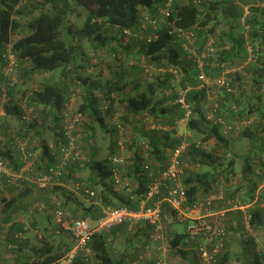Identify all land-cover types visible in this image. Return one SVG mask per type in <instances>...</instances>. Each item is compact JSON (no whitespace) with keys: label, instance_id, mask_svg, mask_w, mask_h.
<instances>
[{"label":"trees","instance_id":"1","mask_svg":"<svg viewBox=\"0 0 264 264\" xmlns=\"http://www.w3.org/2000/svg\"><path fill=\"white\" fill-rule=\"evenodd\" d=\"M17 1L0 0V97L6 98L3 106L6 116L19 119L24 114V108L31 106L44 112L53 141L49 146L40 136L38 138V142H41L40 153L38 145H34L39 155L34 163L37 172H44L50 165L58 163L54 154H58L59 148L65 143L61 117L62 112L68 110L72 117L80 114L82 120L83 116L87 118L89 127H86L82 134L84 133L83 140L88 143L93 155L96 153L91 144L94 126L101 128L108 138V154L100 160L90 158L87 163L89 170L87 178L76 181L86 183L94 192V196L90 197L82 192L102 206L128 209L138 206L148 184L146 165H149L145 161L149 158L153 164L151 168L154 170L163 169L169 153L185 142L184 138L176 133L179 128L189 131L197 139L188 143L186 151L181 156L184 168L183 185L189 200H193L199 194L216 192L213 190L219 182L229 183L230 179L236 178L238 183L224 193V198L227 201L231 198V201L252 203L257 189L264 183V142L262 143L264 135H260L264 132V101L257 95L256 112H253L251 107H245L243 102L234 97L237 96V92L232 95L221 87L218 88L221 91L218 93L220 99L210 101L207 98V90L210 87H198L200 81L197 79L196 64L188 60L187 50L183 45L184 37L179 36V32H191L194 35L196 40H193L192 45L196 46L198 54L212 38L211 35L218 37L214 43L218 48V55L208 59L203 65V71L211 81L226 69L242 66L247 57L246 47L248 46L255 55L256 61L249 62L247 68L251 73L258 75L250 78V81L256 86V90H260L264 81V5H254L248 0H207L198 4L185 0H43L44 3L50 4V7L44 9L40 7L37 14L30 13L26 23H22L16 17L20 13L19 9L17 10ZM245 6L248 7L250 14L245 18L244 27L240 19L244 14ZM141 10H146L149 20L153 23L145 22L146 16L140 14ZM74 11L76 18L83 16L85 20L84 26L79 31L72 30L67 20L69 14ZM221 22L228 26L230 33H224L220 37L215 36L217 25ZM108 29L116 30L121 35L127 34L124 33L127 31L132 38L123 47L126 57L124 61H120L119 73L102 83L92 78L91 69L95 63L85 55V50L81 51L84 45H81L78 40L86 37L95 51L105 46L109 51H115L109 46L115 38L107 35ZM15 35H18L17 38ZM224 35L227 37L224 38ZM226 44L228 46L224 47ZM8 46L16 58L15 81L13 87L5 88L8 82L4 74L7 62L2 54ZM130 54L134 57L130 58ZM148 67L156 72L160 69L166 70L163 72L166 81L159 80V85L154 83L144 85L143 82L151 78V75L145 72V68ZM59 68H63V71L58 74L57 82L42 81L40 88L32 95H25L23 91L20 99L16 97L20 78L24 79L22 85H25L31 80L32 75L50 73ZM170 68L181 73L180 87L190 88L185 95L190 116L183 126L177 124V121L184 117L183 109H179L173 103L177 107V116L169 120L167 117L169 111L163 104L164 101L154 99L157 86L163 87L168 83L170 90H174L175 85H172L174 75L169 71ZM126 78L134 81L128 90L124 81ZM9 80L12 81V79ZM71 81L79 83L83 91L80 93L81 102L76 111H73L72 107L75 93L68 90ZM172 99L174 100V95ZM215 104L217 107L211 108ZM208 108L213 112V119H207ZM146 116L158 118L161 126L166 127H150L146 133L143 132L144 140L139 143L135 138L132 142L130 139L126 141L128 128L140 130L143 127L141 119L145 120ZM107 119L111 121V127H108ZM242 121H248V123L237 133L234 129L228 130V127L239 125ZM3 126L0 128L1 133L4 131ZM31 126L34 128L35 122H31L28 128L31 129ZM76 132L73 135L76 136ZM228 138L248 139L251 142L250 147L253 148L249 153L238 154L231 149L232 143ZM11 139L10 135L7 139L3 136L0 156L10 163L13 170L17 171L22 163L13 160ZM4 140L6 141L2 142ZM211 140L214 141L215 147L224 148L223 155H216L215 148L209 150L208 142ZM126 142L129 145L134 143L133 146L137 149L141 145H146L147 148L145 153L139 151L133 153V165L127 169L124 168L120 155ZM203 144L205 146H202ZM187 159L188 164L197 166L199 170L193 172L186 170L184 164ZM238 166L239 169H237ZM76 168L77 165H72L68 169L69 172L65 177L70 181L77 180ZM116 169L121 179L127 180L134 186L132 191L126 192L116 187L114 172ZM52 189L58 190V193L61 191L65 193L63 203L70 200L77 201V196L72 191L60 185ZM47 190L48 188L38 189L31 184L19 191H11L16 194L10 198L7 197L10 191L0 197V244L9 253V257L5 256V258H1L3 255L0 253V264H56L64 260L74 246L75 241L69 231L54 222L56 230L68 233L66 239L59 236L56 244L44 239L38 247L32 246L26 236L29 227L25 222L21 223L15 218L17 213H21L24 208L32 204L31 200L35 201L36 205H39L38 210H44V220L47 223L44 226L46 230L44 232L49 236L47 227L54 219L56 206L54 200L45 201V192L42 191ZM261 202H263V194L260 196V201L247 209L253 230L260 227L263 220ZM238 212L240 217L237 221H230L224 226L227 232L224 252L217 257L216 264H227L233 258L242 264H264V248H257V241L252 235L246 237L243 235L241 223L243 215L240 211H236ZM99 217L90 224H94ZM81 218L88 217L82 216L77 219ZM168 220L170 217H165L164 221L168 222ZM9 222H12L9 231L6 230L4 233L2 226L8 225L6 223ZM41 225L40 223L38 227ZM23 228L27 229L25 236L18 237L17 233L23 231ZM235 230L239 231L240 236L237 238L228 234ZM108 231L92 236L90 247L95 253L90 259L92 264H128L143 253V247L129 250L128 253L133 254L132 258L126 263H119V258L114 256L113 247L104 234ZM169 238V249L178 256L188 258V252L182 247L184 241H187L184 230L182 234L170 232ZM9 245L15 248H9ZM233 247L237 250L234 251ZM73 264L84 263L81 257L77 256ZM139 264L155 263L152 258H143Z\"/></svg>","mask_w":264,"mask_h":264},{"label":"built area","instance_id":"2","mask_svg":"<svg viewBox=\"0 0 264 264\" xmlns=\"http://www.w3.org/2000/svg\"><path fill=\"white\" fill-rule=\"evenodd\" d=\"M186 2H193L198 4L201 1L207 0H185ZM244 14L240 19V23L245 27V18L250 14L248 7L244 8ZM145 22L153 23L149 20V16L145 17ZM124 33L129 34L127 31ZM184 37V46L187 50L188 60H192L196 64L198 70L197 79L200 81L199 88H205L209 82V78L203 71L205 61L215 57L218 53V48L213 41H208L198 54L196 46H193V40H196L191 32H179V36ZM192 45V46H191ZM247 57L244 62L245 65L249 62H255L256 57L252 50L247 46ZM3 59L7 62L5 65L4 74L8 79L5 88L13 87L15 81L14 68L16 65V58L10 46L2 54ZM153 69L151 67L145 68L148 75H152ZM155 71V70H154ZM159 72L166 70L160 69ZM169 71L174 75V104L184 110V117L177 121V124L185 125L186 119L190 116V109L185 100L186 92L189 87L182 89L179 81L181 74L178 70L170 68ZM229 70L223 71L222 75L216 77L212 85L225 88V90L234 95L237 92V86L229 77L231 72ZM241 78L240 83L245 82V76ZM9 79H12L10 81ZM177 80V83H176ZM211 81V80H210ZM245 85V84H244ZM5 91V89H4ZM5 97V95H4ZM6 98H4V101ZM207 107V105H204ZM213 105L211 108H216ZM208 108L207 119H213V112ZM33 108H24V114L19 117V123L24 130L21 134H10L12 138L10 141V148L12 157L15 162L22 163V166L17 170H13L8 161H5L0 156V197L4 196L8 191H19L24 186H31L33 184L38 189H52L56 185H60L61 181L69 172V167L75 165L81 159L80 152L77 147L76 136L73 135L77 131V126L82 120L81 115L78 114L72 117L68 110L62 112V125L64 129L65 143L59 148L58 154H54L58 160L57 164L50 165L46 171L37 172L35 161L38 159V152L34 149V143L25 139L27 128L34 117L31 118ZM6 117L5 113L3 114ZM34 116V115H33ZM248 121H242L235 124L234 127H228V130H233L237 133L241 127L246 126ZM4 124V120L0 116V128ZM3 139L0 130V148L1 140ZM202 146H205L204 144ZM188 143L183 142L172 150L166 158L163 169L154 170L146 165L148 171V184L146 192L142 199H140L138 206L134 209L125 207L104 206L101 216L92 225L88 218H81L71 221L64 220V211L60 207L59 202L54 200L55 214L54 223L61 228L69 231L74 238L75 244L72 249L66 254L63 263L73 264L76 257L80 256L84 264H92L91 257L94 256V251L90 247L92 236L96 233L108 231L109 229L118 226L126 225L129 231L137 227H151V231L145 239V243L141 245L144 248L142 254L138 258L133 259L128 264H139L143 258H152L155 264H169L165 256L166 249L164 248L161 238L164 237L163 227L165 217H170L174 221L183 226L185 235L187 236V243H193L194 252L197 255V264H216L217 257L224 252V240L227 236L224 225L218 222V218L223 219L226 212L240 211L243 215L242 225L243 233L252 235L253 229L250 225V215L247 212L248 207L260 201V196L264 188L262 183L256 191L255 197L250 204H244L239 201L230 200L226 203L223 209H218L215 205L225 201L222 193L210 192L208 194H199L193 200H189L185 186L182 183L181 177L184 175V168L181 156L186 151ZM116 160L114 159V162ZM115 172V183L118 189L130 192L134 186L127 180L121 179ZM75 188L88 194L90 197L94 196L86 183H75ZM1 211V210H0ZM26 228L18 232V237H23L26 234ZM9 248H15L9 245ZM264 255V253H263Z\"/></svg>","mask_w":264,"mask_h":264},{"label":"rangeland","instance_id":"3","mask_svg":"<svg viewBox=\"0 0 264 264\" xmlns=\"http://www.w3.org/2000/svg\"><path fill=\"white\" fill-rule=\"evenodd\" d=\"M17 10L20 11V13L16 16L22 23H26L28 16L30 15V13H34L37 14L38 13V9L40 10L41 8H49L50 4L48 3H44L43 0H18L17 1ZM34 5H38V7H34ZM41 7V8H40ZM141 15L147 16V12L146 10H141ZM67 20L69 22V24L72 27V30L75 31H79V29H81L84 26V18L83 16H79L76 18V12H72L69 14V16L67 17ZM223 24L225 23H220L219 25H217V30L220 29L222 26H224ZM244 32L246 30H243ZM107 35L108 36H112L115 39H112L111 43H110V47L115 49V51L108 49L107 46L99 48L98 50H93L88 42V39L86 37H83L82 39H79L78 41L81 43V45H84L83 48H81V51L85 50V55H87L88 58H97V61H101L103 67H104V74H103V80L106 79V81L108 79H112V77L116 74L119 73L120 71V61H124V58L126 57L125 53H124V49L123 47L125 46V43L128 42L132 37L129 34H125V35H121V33L117 32L116 30H107ZM18 35H15V38H17ZM212 37V38H211ZM211 39H209V41H213L215 43V37H213L211 35ZM218 55V54H217ZM130 58L134 57L133 54L129 55ZM119 57V59H118ZM120 57H122V60H120ZM90 60V59H89ZM107 68V69H106ZM232 69V68H231ZM236 69L230 70L228 72L234 73ZM63 71V68H59L53 72H50L49 75L46 78H41L38 74H34L31 76V80L27 81L25 83V85H20V87L18 88L17 91V98L20 99L23 94H21L23 91L25 93V95H32L33 93L36 92L37 89L40 88V82L42 81H49V82H57L58 80V74ZM91 71L97 72V70L91 69ZM140 73H138L139 75ZM181 74V73H180ZM222 75V74H221ZM220 75V76H221ZM41 78V79H40ZM181 79V77H179ZM246 78V83L245 86L248 88V90H244L245 93H248L250 86L253 84L250 81L249 75L247 73ZM129 79V80H128ZM126 78L124 79L125 84H127L126 89H130L131 86L133 85V80L130 78ZM232 79V78H231ZM142 80V79H141ZM159 80L161 81H166V77L164 76V74L162 72H156L153 71L151 78L146 80V82H142L145 83L144 85H147L149 83H154V84H158ZM81 82V81H80ZM123 83V82H122ZM177 83V80H176ZM214 83V81H210L205 85V88L210 87L207 91V98L212 101V100H219L220 98V93L221 91H219V87L217 86H213L212 84ZM264 85V81L262 82ZM168 83L165 84V86L161 87V86H157L156 90L157 93L155 94L154 99L157 100H163L164 101V105L167 107L168 109V113H167V117L169 120H171L172 118H176L177 116V107L174 106V100L172 99V95H173V90H170L169 85H167ZM159 85V84H158ZM140 86V84H139ZM68 90L70 92H74L75 93V98L72 104L73 107V111H76L77 108L80 105L81 102V96L80 93L83 92L82 91V87L80 86L79 83H74V82H70L68 85ZM264 90V89H262ZM238 92V90H237ZM73 93V94H74ZM240 97H242V95L239 94ZM263 101H264V96H263ZM255 103V100H253ZM33 106H31L32 108ZM34 108V107H33ZM39 108L36 107V109L34 108V110L31 112V118L34 117L32 119V121L35 122V125H37V127H39L41 129V137L42 139H44V141H46L47 143L51 142L52 139V133L50 131V129L48 128L49 126H47L46 124V119L44 116V112L38 110ZM34 115V116H33ZM144 117V116H143ZM172 117V118H171ZM261 119V118H260ZM13 122L11 127H8L7 129H5V131H3V136L4 139H7V137L10 134H16L19 136L18 134V129L17 127L20 126V123H16L15 119L12 118ZM158 120V122H156ZM168 120V121H169ZM250 121V120H249ZM17 122H19V120H17ZM107 124L108 127H111V121L109 119H107ZM162 122V121H161ZM141 123L143 125V127H141L140 130L135 131V128L133 127H129L128 128V133H127V140L130 139L131 142L132 140L135 138L137 140V142L139 143L140 141L144 140L143 137V132L146 131L151 127H166V126H161V124L159 123V119L158 118H153L151 116H146V119L143 120L141 119ZM160 124V125H159ZM88 120L86 117L83 116V120L80 124H78L77 126V134H76V141H77V147L78 150L80 152V161L77 162L75 165H77V172L75 173V176L77 177V180L75 181H70V179H68L67 177H65L62 181H61V185L64 189L72 191L75 195H78L79 197L83 198L84 200H87L89 203L94 202L93 199H91L90 197H87V195H85L82 191L78 190L75 188V183L76 181L80 180V179H85L87 178L88 175V166L87 163L89 161L90 158H93L95 160H100L103 159L107 154H108V147H109V141L108 138L104 135L105 133L101 130V128H99L97 125L94 126L93 129V139H92V143L93 144V148L95 149L96 153L93 155L91 149L88 147V143L85 142L83 140V135L82 131H84V129L88 126ZM163 125V124H162ZM33 132V133H32ZM28 134H26L24 137L25 139H28L29 142L34 143V145H38V152L40 153L41 150V142H38V136L36 135V129L35 128H31L29 130V132H27ZM177 135L179 134V136H182L184 139V141L186 143H191L193 141H197L196 137L192 136V134L189 131H184V129H178V131H176ZM260 135H264V132H262ZM31 138V139H30ZM228 140L231 141V149L238 153V154H244V153H249L251 152L250 150L253 147H250V141L248 139H242V138H238L237 140H232V138H228ZM134 141V140H133ZM264 142V138L262 139V143ZM208 148L209 150H213L215 151V154L218 156H221L224 154L223 149L224 148H217L214 145V141L211 140V142H208ZM135 145L134 143H131V145L128 144V142L125 143V148L123 150V152L120 154L121 158H122V163L124 165V168L127 169L129 168L131 165H133V153L139 151L141 153H145L147 148L146 145H141V147L139 149H137V147L133 146ZM130 146V147H129ZM131 146H133L131 148ZM40 149V150H39ZM256 149V148H255ZM254 149V150H255ZM252 150V151H254ZM255 155L256 151H255ZM189 159V158H188ZM188 159L186 161V164H184V167L186 170L189 169V171L193 172L196 171L197 169L199 170V168L195 165H190L188 164ZM146 164H148L150 167H153V164L151 163L152 161L148 158L146 161ZM221 169V168H219ZM239 169V166L238 168ZM185 170V171H186ZM67 176V175H66ZM182 182L184 180V176L181 179ZM238 183V180L236 178H232L230 179L229 183L227 182H219L215 187L214 190H216V193H225L227 192V188L231 187L234 188V185ZM57 199L58 202L62 201V205H63V201H65V193L64 192H59L57 193ZM61 199H60V198ZM31 205L27 208H24L23 211L21 212L22 214H20V217L23 218L24 222L26 223V225L29 227V232H27V237L29 242L31 243L30 245L38 247L39 245H41V242L45 239L48 240L51 243L56 244L59 240V238L56 239H51L49 236L46 235V230L45 227L47 225L45 216H44V210L39 209L38 210V206L36 205L35 201L31 200ZM38 203V202H37ZM40 203V201H39ZM61 207V206H60ZM228 220L230 221H237L238 216H236L235 213H229L227 214ZM42 224L40 227L39 224ZM167 228L168 226H174V229L178 232H182L183 231V226L181 224H177L176 222H173L171 220H168V222L164 221L163 223ZM48 228V227H47ZM45 230V232H44ZM48 231V230H47ZM255 232V233H254ZM229 235H233L234 238L239 237V231L235 230L234 232L230 231L228 233ZM255 235V239L257 241V248H264V227L260 226L258 228H256L253 233ZM243 235L246 236H251L249 234H245L243 233ZM66 236H63L64 239H66ZM47 237V238H46ZM62 238V239H63ZM1 246V244H0ZM3 246V245H2ZM1 246V249H3V247ZM118 246L119 248L121 247H125V241L124 239H122L120 242H118ZM233 250L236 251L237 248L233 247ZM3 251V250H2ZM175 257V255L170 254L169 255V259H173ZM176 264V263H174ZM227 264H242L241 262H237L234 258L229 261Z\"/></svg>","mask_w":264,"mask_h":264},{"label":"crops","instance_id":"4","mask_svg":"<svg viewBox=\"0 0 264 264\" xmlns=\"http://www.w3.org/2000/svg\"><path fill=\"white\" fill-rule=\"evenodd\" d=\"M213 1H215V0H213ZM248 1L251 2L254 5H259V6H263L264 5V0H248ZM245 7H247V6H245ZM223 25L224 26H222L220 29H218L216 31L215 36H219L220 37V36H222V34L229 32L228 26L225 25V24H223ZM223 37L226 38L227 36L224 35ZM215 38L217 39L218 37H215ZM227 46H228L227 44L224 45V47H227ZM89 59H91V58H89ZM90 61L95 63L92 69L97 70V72H94V73L91 71L92 78L95 79V80H98V81L100 80L102 83H105L106 79L103 80L104 67H103L101 61H97V58H93ZM247 67H248V65H245V64H243L242 66H239V67H233L230 70H233V69H236V70H235L234 73H230L229 77L233 79L235 85L237 86V90H238L237 96H234V97L236 99H239L241 102H243L245 107H247V108L251 107L253 112H256V110H255L256 109L255 108L256 104L255 103H256V101H258L257 95H259L261 99L263 98L264 90H262V89H264V85L261 86L260 90H256V86L254 84H252L250 86V88H249L248 93L244 92V90H248V88L244 85L245 82L243 84L240 83L241 78L243 77V75L247 76V73H248L249 78H254V77L258 76L257 74L251 73L248 70ZM226 70H229V69H226ZM48 75H49V73L39 74V76L41 78H46ZM19 81H20V84H19V87H20V85L22 86V81H24V79L22 80L20 78ZM21 94H23V92ZM239 94L242 95V97H240ZM253 100H255V103H254ZM4 102L5 101L3 99V96L0 97V116L4 120V124H3L4 126L3 127H4V131H5V129H7L8 127L12 126L11 122H13L12 118H14V117H11V116L4 117L3 116V114H4V110H3ZM232 105H236V104H232ZM14 119H15L16 123H19V122H17V120H18L17 118H14ZM31 128H33V127L31 126ZM34 128L36 129V135L35 136L40 137L41 136V133H40L41 129L39 127H37V125H35ZM17 129H18V134H21V132L24 130V128H23V126L21 124H20L19 127H17ZM29 130H30V127L27 128V132H29ZM26 134H28V133H26ZM52 139H53V136H52ZM52 139H51V141H52ZM5 141L6 140H4L2 142H5ZM48 144H49V146L52 145L51 142H49ZM229 189H231V187L227 188V192L229 191ZM42 192L43 193L45 192L44 197L46 198V200H45L46 202L47 201L51 202L52 200H55V201L58 202V200H56L58 198L57 197L58 190H56V189H54V190L53 189H48L47 191H42ZM15 194H14V192L10 191L8 193L7 197L10 198L11 196H14ZM262 194H263V202H261L260 207L263 210V215H264V189H263ZM222 195L224 196L223 193H222ZM75 196H77V201L70 200V201L64 202L65 203V204L63 203L64 205H61L62 209L64 211V220L71 221L73 219H77V218H80L82 216H86V217H88L90 219V223H93L94 220L101 215L102 209H103L104 206H102L98 201H94V202L89 203L87 200H84L83 198L79 197L78 195H75ZM230 200H231V198L228 199V201H230ZM228 201L225 199V201L220 202V203L216 204L215 206L218 209H223L226 206V203ZM89 207H90V209H86V208H89ZM229 213H235L236 216L240 217V213L239 212L236 213V212L230 211V212H226L225 213V217L223 219L218 218L217 219L218 222H220L224 226L226 224H228L230 222V220H228V218H226V217H227V214H229ZM20 214H22V213H19V214L17 213V216L15 218L18 219V221L22 223V222H24V220H23L22 217H20ZM53 222H54V220L52 219V223ZM11 223L12 222H9V223H6L8 225H3L2 226V229H3L4 233H5L6 230L9 231ZM52 223H51V225L48 226V235H49V237L51 239L59 238V236L63 238V236L68 235L67 232L66 233H61V232H59V230H56V228L54 226V223L53 224ZM260 226L264 227V216H263V220H262V223H261ZM151 229H152L151 227L147 226V227H137V228H134L133 230L129 231L126 226H122L121 225V226L113 227L110 231H108L107 233H104V234L108 237V240L110 241V243H111V245L113 247L112 249L114 251V256L116 255L119 258V260H118L119 263H126V261L128 259H131L132 256H133V254L130 255L128 253V251L140 248L142 243L147 238L149 230L151 231ZM170 232L182 234L183 231L182 232L176 231L174 229L173 225L172 226H168V228L166 226L163 227L164 237L161 238V240L164 239L162 241V244H163L164 248L166 249L165 256H166V258L168 260V263L169 264H174V263H176V264H197V257H196L197 255L194 252L195 250L193 248V246H194L193 243H186L184 241V245H182L184 250L186 252H188V255H189L188 258L187 257L178 256V255L174 254V252L172 250L169 249L168 242L170 241V238H169ZM58 233H61V234L58 235ZM254 236L255 235L253 234V237ZM27 239H28V237H27ZM122 239H124L126 246L119 248L118 242H120ZM0 253H1V255L4 256V257L1 256V258H5V256L9 257V253L7 251H5L4 249H1V246H0ZM170 254L175 255V257L173 259H169V255ZM56 264H64V263H63V260H61V261H59Z\"/></svg>","mask_w":264,"mask_h":264}]
</instances>
